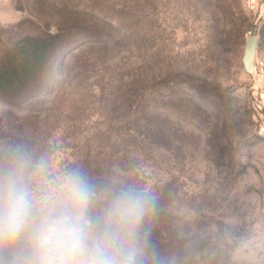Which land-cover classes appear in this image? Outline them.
Segmentation results:
<instances>
[{"label": "rangeland", "instance_id": "rangeland-1", "mask_svg": "<svg viewBox=\"0 0 264 264\" xmlns=\"http://www.w3.org/2000/svg\"><path fill=\"white\" fill-rule=\"evenodd\" d=\"M10 6L0 60L28 55L29 37L63 35L36 97L0 96V135L59 139L93 172L151 185L153 242L176 264H264V47L254 73L242 60L264 0Z\"/></svg>", "mask_w": 264, "mask_h": 264}, {"label": "clouds", "instance_id": "clouds-1", "mask_svg": "<svg viewBox=\"0 0 264 264\" xmlns=\"http://www.w3.org/2000/svg\"><path fill=\"white\" fill-rule=\"evenodd\" d=\"M158 196L96 173L59 139L0 135V264H176L153 242Z\"/></svg>", "mask_w": 264, "mask_h": 264}, {"label": "trees", "instance_id": "trees-1", "mask_svg": "<svg viewBox=\"0 0 264 264\" xmlns=\"http://www.w3.org/2000/svg\"><path fill=\"white\" fill-rule=\"evenodd\" d=\"M62 35L63 30H57L55 33L50 32L44 36L29 37L27 39L31 50L29 53L25 51L28 55L21 52L20 55H8L0 60V96L2 99L8 104L15 105L22 101L27 102L39 94L40 91H33L32 86L44 77L46 78L43 73L52 61L49 55L50 48L57 44ZM258 45L264 47V22L259 28ZM64 65L65 58L62 64H57V68ZM50 80L52 79L49 77ZM15 100L17 103H13V101L16 102Z\"/></svg>", "mask_w": 264, "mask_h": 264}, {"label": "water", "instance_id": "water-1", "mask_svg": "<svg viewBox=\"0 0 264 264\" xmlns=\"http://www.w3.org/2000/svg\"><path fill=\"white\" fill-rule=\"evenodd\" d=\"M259 43V37L257 35H250L247 37L245 50L243 54V65L248 73H254L257 65L255 61V55Z\"/></svg>", "mask_w": 264, "mask_h": 264}, {"label": "crops", "instance_id": "crops-1", "mask_svg": "<svg viewBox=\"0 0 264 264\" xmlns=\"http://www.w3.org/2000/svg\"><path fill=\"white\" fill-rule=\"evenodd\" d=\"M5 7H7L6 11H9L10 9V0H0V11H2L1 9H4ZM11 11V9H10Z\"/></svg>", "mask_w": 264, "mask_h": 264}]
</instances>
